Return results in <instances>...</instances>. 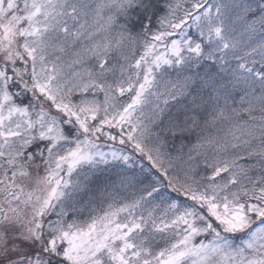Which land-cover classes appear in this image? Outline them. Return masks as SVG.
Wrapping results in <instances>:
<instances>
[{
  "label": "snow or ice",
  "instance_id": "obj_1",
  "mask_svg": "<svg viewBox=\"0 0 264 264\" xmlns=\"http://www.w3.org/2000/svg\"><path fill=\"white\" fill-rule=\"evenodd\" d=\"M0 264H264V0H0Z\"/></svg>",
  "mask_w": 264,
  "mask_h": 264
},
{
  "label": "rangeland",
  "instance_id": "obj_2",
  "mask_svg": "<svg viewBox=\"0 0 264 264\" xmlns=\"http://www.w3.org/2000/svg\"><path fill=\"white\" fill-rule=\"evenodd\" d=\"M226 2H228V0H226ZM142 163H144L147 166V163L146 162L142 161ZM136 171L138 172L139 171V168H137Z\"/></svg>",
  "mask_w": 264,
  "mask_h": 264
},
{
  "label": "trees",
  "instance_id": "obj_3",
  "mask_svg": "<svg viewBox=\"0 0 264 264\" xmlns=\"http://www.w3.org/2000/svg\"><path fill=\"white\" fill-rule=\"evenodd\" d=\"M144 162H146V163H147V161H144Z\"/></svg>",
  "mask_w": 264,
  "mask_h": 264
}]
</instances>
